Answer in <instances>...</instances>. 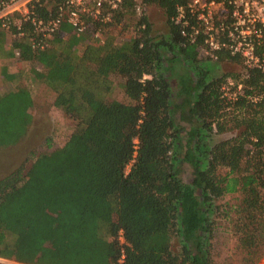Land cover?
Segmentation results:
<instances>
[{"label": "trees", "instance_id": "trees-1", "mask_svg": "<svg viewBox=\"0 0 264 264\" xmlns=\"http://www.w3.org/2000/svg\"><path fill=\"white\" fill-rule=\"evenodd\" d=\"M144 1L163 11L164 35L143 13L136 33L117 44L116 24L136 14L137 0H124L101 24L106 38L89 43L92 30L76 34L66 19L48 38L23 23L14 47L44 66L36 77L79 126L30 170L19 165L0 178V258L10 261L0 264H216L221 214L244 264L264 257V70L227 51L202 56L203 39L175 22L186 0ZM32 9L38 18L58 15L56 1ZM20 18L10 17L14 33ZM40 41L45 48H34ZM113 76L124 80L128 101L101 95ZM33 105L26 86L0 95V148L26 136ZM228 131L235 134L214 140ZM229 194L242 198L219 203Z\"/></svg>", "mask_w": 264, "mask_h": 264}, {"label": "rangeland", "instance_id": "rangeland-1", "mask_svg": "<svg viewBox=\"0 0 264 264\" xmlns=\"http://www.w3.org/2000/svg\"><path fill=\"white\" fill-rule=\"evenodd\" d=\"M144 13L148 15L153 23L154 32L164 35L166 27L163 11L155 4H150L145 5ZM140 16L141 14L136 11V14L125 15L116 24L115 39L117 44L127 41L136 33L137 19ZM3 32V49H0V95L16 90L21 86H26L32 90L34 105L31 108L33 122L26 136L16 145L0 148V178L19 165H23L25 170H30L40 159L39 157L42 155L49 156L53 150L62 147L72 132L79 126L77 118L67 111L61 100L59 99L57 102V91L49 87L43 79L36 77L34 70L42 71L44 70V66L35 60H24L18 56L15 53L16 47H14V41L18 35L9 28L4 29ZM65 36L67 35L65 34ZM87 36V43L97 39L93 37L91 31ZM100 37L106 38L104 32H101ZM83 46L80 45V49ZM203 54L205 53L202 52V56ZM217 68L218 72H222L223 68L221 65ZM231 68H234V66ZM4 72L7 75H4ZM111 79L113 81L111 90L106 95H101L107 100L128 101L121 86L124 80L119 76H113ZM228 89L229 87H227ZM183 124L185 126L188 125L185 122ZM234 134V131H228L214 136V140L219 141L220 139L229 138ZM136 143H138V140H136ZM131 165L132 163L127 166V172L130 171ZM182 170L183 178L187 181L191 180L192 168L188 164H183ZM241 198L240 194H229L221 199L219 203L234 205L239 203ZM221 210L216 213L220 214ZM223 215H215L220 224L212 250L214 260L216 264H244L242 253L238 247L237 236L232 232L231 223L225 218V214ZM6 262L10 261L0 258V263ZM258 264H264V257Z\"/></svg>", "mask_w": 264, "mask_h": 264}, {"label": "built area", "instance_id": "built-area-1", "mask_svg": "<svg viewBox=\"0 0 264 264\" xmlns=\"http://www.w3.org/2000/svg\"><path fill=\"white\" fill-rule=\"evenodd\" d=\"M39 1L3 2L0 4V21L9 28L10 17L19 13L21 18L14 21L18 36L24 33L23 23L30 22L43 37L48 38L60 30L66 19L74 33L85 34L92 30L93 37L100 39L101 24L111 23L115 12L124 2L51 0L58 3V15L43 19L38 18L32 9L34 3ZM145 5L144 0H137L136 11L142 15ZM175 22L181 24L182 33L193 41L203 39L205 54L216 58L219 52L227 51L241 57L247 67L264 70V52H258L264 43V0H186L184 4L177 5ZM93 24L95 25L92 26ZM45 45V41L33 43L34 48H45ZM15 53L21 55L19 48L15 49Z\"/></svg>", "mask_w": 264, "mask_h": 264}]
</instances>
